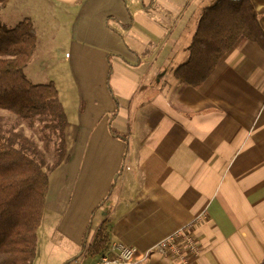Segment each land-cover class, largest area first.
<instances>
[{
  "label": "crops",
  "instance_id": "0c3cea01",
  "mask_svg": "<svg viewBox=\"0 0 264 264\" xmlns=\"http://www.w3.org/2000/svg\"><path fill=\"white\" fill-rule=\"evenodd\" d=\"M36 1L49 15L27 16L36 45L24 74L54 84L66 117L65 157L47 174L43 252L57 264H84L88 255L96 262L86 246L94 220V235L105 226L107 248L133 247L136 264H178L145 254L205 213L194 226L199 254L191 264H264L260 47L241 37L193 89L173 72L202 9L216 0ZM251 1L264 31V0ZM109 17L127 29L110 30ZM97 188L108 196L92 220L81 218Z\"/></svg>",
  "mask_w": 264,
  "mask_h": 264
},
{
  "label": "trees",
  "instance_id": "16d2710c",
  "mask_svg": "<svg viewBox=\"0 0 264 264\" xmlns=\"http://www.w3.org/2000/svg\"><path fill=\"white\" fill-rule=\"evenodd\" d=\"M8 1L0 0V8ZM253 7L251 0H216L203 8L186 49L187 57L172 77L193 89L200 88L241 37L264 52V31ZM106 27L117 33L127 29L112 17L107 18ZM35 41L28 18L12 28L0 20V111L15 116L30 129L41 123L48 135L56 137L51 171L65 157L66 117L54 84L31 83L24 74ZM1 122L0 118V264H31L48 192V171L33 138ZM107 237L105 226L99 227L88 253L96 258L102 254Z\"/></svg>",
  "mask_w": 264,
  "mask_h": 264
},
{
  "label": "rangeland",
  "instance_id": "374dc122",
  "mask_svg": "<svg viewBox=\"0 0 264 264\" xmlns=\"http://www.w3.org/2000/svg\"><path fill=\"white\" fill-rule=\"evenodd\" d=\"M10 1V0H9ZM8 1V2H9ZM12 2H15L17 0H11ZM15 6H11L8 3H6L4 8H0V19L1 21L4 22V26L8 27V28H12L14 27L18 22L24 20L27 18V16H33L35 14H37L36 17H41L43 18L48 17L47 15H49V12L46 11L43 13V11L39 12V5L43 6V4H39L37 3L36 0H18ZM60 16H58V21H60ZM42 24V23H40ZM40 31V37L41 39H43V35L44 33L42 32V30ZM63 34L60 37L62 39H64L66 37V33L64 32V30H62ZM66 52V49L63 50V53ZM0 118L2 120L1 124H3V126H6L10 129H13L14 132H23L24 136L33 138V140L36 142L37 144V148L40 149V151L44 154V162H45V169L48 171L47 173H49L50 171V167L51 164L53 162V157L52 155L54 154V146L57 142V139L55 136L52 135H48V131H44L43 125L41 123L36 122L33 128H29L26 123L21 122L19 119H17L15 116L7 113V112H0ZM44 142H46L47 147H44ZM115 175L113 176L112 179H114ZM109 193V189L107 190V188L103 189V188H97V189H90V195L88 197V199H86V202L83 204V210L80 213V217L83 218L84 216H86L89 220L93 219V214L91 215L92 212L95 211L96 207H97V203H99L100 198L102 199V197H107ZM93 194H99L101 195V197L98 198L97 202H94L92 198ZM95 206V208H94ZM91 216V217H90ZM97 216V215H96ZM98 222L94 221L92 222V225L88 224V231L89 234L87 235V242H86V246H89L92 243V237L95 233V228H97ZM42 225H43V221H42ZM93 225H96L95 227ZM42 228V226H40ZM43 230V228H42ZM37 257L34 261V263L32 262L31 264H57L56 261L54 260V257H52L53 253H44L43 249H42V243L43 241L40 240V236L39 239L37 240ZM50 251L52 252H56L57 250V246L55 244H53L52 246H50ZM88 255V254H87ZM72 260H70L68 263H71ZM94 264L95 262V258H91L88 257L86 258V261L84 264Z\"/></svg>",
  "mask_w": 264,
  "mask_h": 264
},
{
  "label": "built area",
  "instance_id": "2783aa9c",
  "mask_svg": "<svg viewBox=\"0 0 264 264\" xmlns=\"http://www.w3.org/2000/svg\"><path fill=\"white\" fill-rule=\"evenodd\" d=\"M203 213L193 221L180 226L172 234L167 235L156 246L149 249L145 257L154 254L157 256H170L178 264H191L199 254L198 239L194 234L195 223L205 218ZM137 251L133 247L121 244L110 245L100 254L95 264H136Z\"/></svg>",
  "mask_w": 264,
  "mask_h": 264
}]
</instances>
